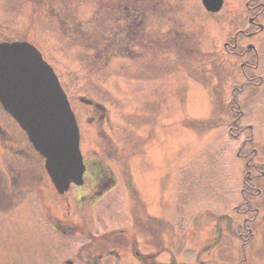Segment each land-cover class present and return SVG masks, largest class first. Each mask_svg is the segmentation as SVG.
I'll use <instances>...</instances> for the list:
<instances>
[{
    "label": "rangeland",
    "instance_id": "374dc122",
    "mask_svg": "<svg viewBox=\"0 0 264 264\" xmlns=\"http://www.w3.org/2000/svg\"><path fill=\"white\" fill-rule=\"evenodd\" d=\"M224 1L212 14L201 0H0V43L27 41L41 52L77 113L83 154L117 181L100 201L124 200L128 210L139 188L154 213L166 209L175 243L202 251L223 215L242 222L233 208L248 169L238 153L257 149L252 174L264 172V32L240 39L244 49L255 45L257 69L253 55H228L238 31L255 29L248 0ZM251 185L264 191L263 179ZM85 195L56 192L44 159L0 105V264H63L90 242L83 233L105 230L97 215L117 231L128 214L101 205L88 213ZM178 205L184 228L173 225Z\"/></svg>",
    "mask_w": 264,
    "mask_h": 264
},
{
    "label": "flooded vegetation",
    "instance_id": "af4514ba",
    "mask_svg": "<svg viewBox=\"0 0 264 264\" xmlns=\"http://www.w3.org/2000/svg\"><path fill=\"white\" fill-rule=\"evenodd\" d=\"M245 9L249 15L248 24L255 30L248 33L245 30L238 31L233 41L226 43L224 47L227 54L233 58L243 59L250 55L254 56L255 65H251V67L247 63L241 65L245 78L251 82L253 80L247 77L246 70L249 67L257 69L260 56L252 43H248L245 49L242 48L240 39L251 41L264 32V24L260 23L261 16L264 15V0H248L245 3ZM250 45H253V48H249ZM73 112L78 123L77 113L74 110ZM236 124L237 122H235ZM248 129L252 131L253 126H249ZM79 134L81 143V130ZM252 142L253 137L245 138L241 150ZM83 153L81 149L85 166L84 183L80 187L73 185L71 188L85 189V196L89 198L88 202L90 203V206L85 207L89 210L88 213L92 212V209L97 205H101L103 211L117 208L119 213H126L128 216L124 217L123 224L117 227L118 230L114 232L116 228H109L106 221L97 215L105 230L83 233L85 239L90 242L85 247L78 249L73 258L65 259L63 264H234L233 261L236 257H240V259L235 264H264V191L251 185L258 179L264 180V172L255 176L252 174V171H258V168L253 164V159L258 154L257 149L252 150L251 157L243 156L241 151L237 155L238 158L246 160L248 169L243 183L244 188L241 191L242 202L233 208V212L241 218V224L235 226L233 220L230 219L231 216L223 215L220 222H216L214 228L211 229L212 233L204 251L196 246L186 248L184 241L179 244L175 243L174 226L166 221L168 219L165 220L164 211L166 209L160 206L158 210L161 213L155 212V214L152 207L143 201L142 195L139 196L141 194L139 188L135 190L134 200L128 202V210L123 209L127 206L124 200L100 201L113 193L117 181L112 179L107 170L103 169L97 161L88 160ZM94 195L98 198H96L97 200L92 198ZM118 195L121 193L119 192ZM85 196H82V199H85ZM177 212L180 219L173 225H182L184 228V224H180L181 220L185 219L182 216L180 205L177 206ZM126 226H129L131 231H129L130 228L127 231ZM192 226L190 225L189 230L192 229ZM183 235H185L184 231ZM234 239L241 242L239 249L233 248L232 240ZM182 240H185L183 236ZM205 253H208L207 259H203L202 255ZM254 255H257L258 258Z\"/></svg>",
    "mask_w": 264,
    "mask_h": 264
},
{
    "label": "water",
    "instance_id": "95a60500",
    "mask_svg": "<svg viewBox=\"0 0 264 264\" xmlns=\"http://www.w3.org/2000/svg\"><path fill=\"white\" fill-rule=\"evenodd\" d=\"M201 2L212 14L224 7V0ZM0 105L44 159L59 195L69 192L72 185H83L79 123L54 69L27 41L0 43Z\"/></svg>",
    "mask_w": 264,
    "mask_h": 264
}]
</instances>
